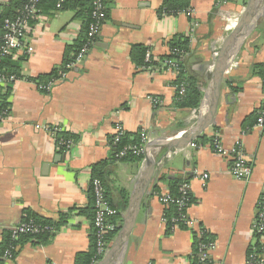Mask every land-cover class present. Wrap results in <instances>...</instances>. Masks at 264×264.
<instances>
[{
  "label": "crops",
  "instance_id": "crops-1",
  "mask_svg": "<svg viewBox=\"0 0 264 264\" xmlns=\"http://www.w3.org/2000/svg\"><path fill=\"white\" fill-rule=\"evenodd\" d=\"M10 1L0 0V16ZM105 1L107 19L89 52L48 91L31 79L62 64L67 48L83 40L89 17H77L79 8L57 10L45 3L26 33L32 52L24 47L12 55L22 78L10 86L11 112L0 124V264H77L80 254L89 253L95 240L93 166L105 160L119 232L148 156L139 163L113 160L116 125L128 134L145 131L152 142L194 127L202 117L212 74L248 3L189 0L191 14L160 16L164 0ZM250 24L226 71L214 122L202 133L215 136L222 151L195 141L151 149L154 174L129 239L112 264H191L195 238L206 233L216 245L213 263L246 264L251 250L264 249V236L253 229L264 195V126L257 116L264 105V79L255 68L264 64V5ZM176 36L190 37L185 66L202 81L198 109L175 106L176 72L160 66L144 70L130 56L134 44L149 47L155 59L166 56ZM153 97L161 104L155 105ZM59 132L74 136L70 149L59 148ZM238 145L251 167L247 180L230 172ZM203 173L209 175L206 185ZM162 176L190 177L193 201L188 214L196 226L167 232L162 220L166 207L159 196L169 186ZM156 186L161 194L154 191ZM28 215L54 220L58 227L47 241L17 239L11 257H6L1 252L8 234Z\"/></svg>",
  "mask_w": 264,
  "mask_h": 264
},
{
  "label": "trees",
  "instance_id": "trees-1",
  "mask_svg": "<svg viewBox=\"0 0 264 264\" xmlns=\"http://www.w3.org/2000/svg\"><path fill=\"white\" fill-rule=\"evenodd\" d=\"M28 0H11L8 4L4 5L2 14L0 16V34L2 32V26L3 22L7 18H13L18 14V11L24 6V4ZM50 2L53 6L57 5L58 0H42L40 3V8L43 7L45 3ZM64 8H72V9H81L77 12V17L79 16H85L89 17L86 24V33L83 37V40L81 39L80 42H77L75 45L70 46L67 48L65 59L63 60L62 64L55 67L49 74L42 75L37 78H32L31 81H34L37 83L38 86L41 85H48L51 84L53 81L60 80L63 76V72L66 73L69 68H67V65L75 60V56L77 52L82 47L86 36H87V29L90 21V13H91V3L90 0H66L64 3ZM63 8V9H64ZM190 8V2L189 0H164L163 6L159 10V15L162 16L165 15H171V14H177L183 11H186ZM57 9V7H56ZM58 10V9H57ZM170 52L168 55L160 57L159 59H155L152 57V63L151 68H157V67H164L163 63L165 60L173 59L176 60L179 64V72L177 73V79L174 82V86L176 87V96H175V106L180 109H188V110H194L198 109L201 106L202 99L204 96V93L201 89L202 87V81L201 78H199L196 75H193L188 72L186 66H185V58L187 57V54L190 52V37H184V36H176L174 37L170 43ZM150 48L143 45V44H134L131 47L130 56L132 61L136 64L137 67H141L145 64V57L146 53ZM153 56V55H152ZM167 68V67H164ZM256 71H259L264 79V64L256 65ZM2 70L4 74L8 77L15 76L16 80L19 78H22L21 72H20V66L19 63L16 60H12V55L6 57L3 60L2 63ZM14 82H12L13 84ZM11 83L8 84L6 91H1L0 89V116L6 117L9 116L10 110H11V103L9 101L10 96V89ZM1 88V87H0ZM45 91H48L44 89ZM6 113L5 115H3ZM258 116V114H257ZM74 137L73 135L66 133V132H59L57 135V140L60 141L61 139L64 140H70ZM113 139V138H112ZM111 139V142H112ZM216 140L215 136H207V134H204L200 136L198 139L195 140L196 144H202L209 142L213 147L215 146ZM142 144V136L140 132L131 134L126 133L122 139L121 142L117 145H114V153L112 155V159L115 161H126V162H142L145 157L146 153L143 154H136L133 152V150H128L126 154L123 157H119L117 154L120 150L131 147V146H141ZM61 150L64 151L65 146H60ZM108 166L107 160L101 161L93 166V180L94 179H100L103 182L107 197H108V191H107V183H106V167ZM160 179H164L167 181V184L169 186V192L170 195L173 198H179L181 196L180 192V186L185 181H189V176H165L161 177ZM154 191L158 194L160 193V190L158 186L154 188ZM192 201H193V194H192ZM109 199V197H108ZM125 203H127V197H123ZM112 206L117 207L116 204L111 202V199H109ZM118 208V207H117ZM90 211H92L93 215L95 214V204H94V193L93 188L91 190V204H90ZM180 210L177 207L176 204L171 203L165 210V215L167 217V232H171L173 227L172 219L176 218L180 215ZM116 218V217H115ZM113 218L112 221L117 220ZM33 220L36 224L44 227H49L50 229L41 230L38 233H23L19 236L18 239L24 237L27 239H34L37 242H43L44 240H48L51 238L52 233L57 229L58 224L54 220H48V219H40L39 217H36L34 215H28L26 216V220ZM113 221V222H114ZM180 228H185L186 225L182 222L179 224ZM117 230L112 231L108 238L110 241L114 239L116 236ZM95 238V236H94ZM212 237L206 233L201 238L196 237L195 238V244H194V251L191 255V264H203L201 261L200 251H199V244L204 241H212ZM18 243V240H14L12 238V233L10 232L6 238L5 243L2 246V252L5 253V251L8 250L11 246H16ZM255 252L262 257L264 254V249H262V246H258V248L255 250ZM96 254V245L95 240L94 244H92V250L89 253H83L80 254L77 258L78 262L77 264H93ZM206 264H213V261H206Z\"/></svg>",
  "mask_w": 264,
  "mask_h": 264
},
{
  "label": "built area",
  "instance_id": "built-area-1",
  "mask_svg": "<svg viewBox=\"0 0 264 264\" xmlns=\"http://www.w3.org/2000/svg\"><path fill=\"white\" fill-rule=\"evenodd\" d=\"M42 0H28L24 6L18 11V14L13 18H7L3 22L2 32L0 34V89L1 91H6L8 84L16 81L15 76H6L2 70L3 60L13 55V53L19 49L24 47L27 48V52H32V47L28 46L26 43V33L30 27L31 21L39 14L41 11L40 3ZM66 0H58L57 9L61 10L64 8V3ZM91 3V13H90V21L87 29L86 39L77 52L75 56V60L67 65V68L73 67L78 62L82 61L87 53L89 52L91 46L93 45L97 34L99 33L102 25L107 19V9H106V1L105 0H90ZM188 14L192 13L191 9L186 10ZM152 52L150 50L147 51L145 57V64L141 66L144 70H149L151 68L152 63ZM164 67L168 69H172L174 72L178 73L180 70V66L176 60L169 59L165 60L163 63ZM63 76L65 73L63 72ZM53 83L48 85H41L40 87L43 89L49 90ZM152 101L155 105H160L161 100L158 97H153ZM4 113L3 115H5ZM8 117V116H7ZM0 116V124L4 122L7 118ZM258 124L260 126H264V105L258 111ZM57 130V129H56ZM126 134V130L123 125H116L114 136L112 139V144L117 145L121 142L122 137ZM142 136V144L141 146H131L124 148L118 152L119 157H123L128 150H133L136 154H143L146 152L147 144L151 143L152 140L147 136L146 132L143 131L141 133ZM59 145L65 146L66 149H70L72 146V140H64L61 139ZM215 151L221 152L222 148L219 144V141L215 143ZM235 156L233 159L232 166L230 168L231 174L240 180H247L251 175V167L246 161L240 146L238 145L235 149ZM209 175L207 173L202 174V181L204 185H206V181L208 180ZM92 188L94 193V204H95V216H94V230H95V245H96V254L95 260L93 264H97L108 252L111 241L108 238V235L117 230V225L112 221L114 217L118 215V210L112 206L110 203L103 182L100 179H94L92 181ZM181 196L179 198H173L169 192L163 193L159 196L161 202L165 205L166 209L171 203L176 204L179 208L180 215L176 218L172 219L173 227L172 231L176 230L179 227L180 222L184 223L186 226H196L197 221L192 219L188 214V209L192 204V191H191V183L190 181H185L180 186ZM162 220L167 225V217L165 215V211L162 216ZM50 229L47 227H42L36 224L32 219L24 220L20 225L16 226L11 230L12 238L17 240L19 236L23 233L31 232L38 233L41 230ZM254 232L258 236H264V195L262 196L259 202V213L253 225ZM15 246H11L5 253L6 257H11L12 250ZM216 245L215 242L212 241H204L199 244V251L201 256V261L203 264H206V261H212L211 252L214 251ZM213 264H222L221 262H214ZM246 264H264V259L260 257L255 249L251 250L248 254Z\"/></svg>",
  "mask_w": 264,
  "mask_h": 264
},
{
  "label": "water",
  "instance_id": "water-1",
  "mask_svg": "<svg viewBox=\"0 0 264 264\" xmlns=\"http://www.w3.org/2000/svg\"><path fill=\"white\" fill-rule=\"evenodd\" d=\"M261 1L262 0H248L240 21L230 34L226 42V50L223 52V56L212 74L209 91L205 97L206 105L198 123L178 136L151 142L146 147L145 153L148 158L137 182L136 191L130 198L128 210L123 218L124 221L122 227L120 228L106 255L97 264H112L117 254L125 247L129 239L140 209L142 197L144 196V192H146L147 186L150 184L156 168V157L151 152V149L157 146H166L169 149L187 146L198 139L206 129L212 126L218 109L221 96V86L224 81L226 71L235 61L242 44L247 38L248 30L251 25V19L255 18L260 12V9L263 7L264 0L258 8Z\"/></svg>",
  "mask_w": 264,
  "mask_h": 264
}]
</instances>
